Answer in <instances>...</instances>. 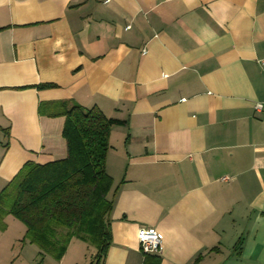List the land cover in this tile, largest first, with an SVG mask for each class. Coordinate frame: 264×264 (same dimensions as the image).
<instances>
[{"label":"crops","instance_id":"1","mask_svg":"<svg viewBox=\"0 0 264 264\" xmlns=\"http://www.w3.org/2000/svg\"><path fill=\"white\" fill-rule=\"evenodd\" d=\"M262 60L264 0H0V191L28 161L66 157L51 113L96 107L120 121L97 264H264ZM14 220L0 264H96L76 237L42 255ZM140 226L163 235L159 254Z\"/></svg>","mask_w":264,"mask_h":264},{"label":"trees","instance_id":"2","mask_svg":"<svg viewBox=\"0 0 264 264\" xmlns=\"http://www.w3.org/2000/svg\"><path fill=\"white\" fill-rule=\"evenodd\" d=\"M65 118L62 136L66 157L44 164L28 161L0 191V221L11 214L25 225L22 242L35 244L42 255L59 260L72 237L97 249V264L110 244L109 214L113 184L106 173L111 126L96 107L73 104L55 113ZM147 255L144 264H159Z\"/></svg>","mask_w":264,"mask_h":264},{"label":"built area","instance_id":"3","mask_svg":"<svg viewBox=\"0 0 264 264\" xmlns=\"http://www.w3.org/2000/svg\"><path fill=\"white\" fill-rule=\"evenodd\" d=\"M264 62V60H262ZM255 111L264 112V100L256 101L253 104ZM222 180H227V177H222ZM137 238L139 248L144 253L161 252L163 235L149 226H140L137 230Z\"/></svg>","mask_w":264,"mask_h":264},{"label":"rangeland","instance_id":"4","mask_svg":"<svg viewBox=\"0 0 264 264\" xmlns=\"http://www.w3.org/2000/svg\"><path fill=\"white\" fill-rule=\"evenodd\" d=\"M4 218H5V217H4ZM14 221L16 222V225H18V226H19V225H23L22 222H20V220H18V219H17V220H14ZM23 229H24V225H23ZM93 249H94V248H93Z\"/></svg>","mask_w":264,"mask_h":264}]
</instances>
